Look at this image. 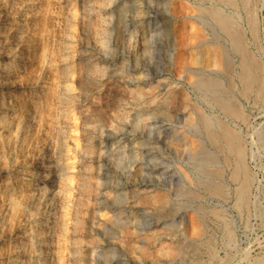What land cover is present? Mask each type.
Listing matches in <instances>:
<instances>
[{"label":"rangeland","instance_id":"1","mask_svg":"<svg viewBox=\"0 0 264 264\" xmlns=\"http://www.w3.org/2000/svg\"><path fill=\"white\" fill-rule=\"evenodd\" d=\"M203 1L209 5V1ZM235 1L237 6L214 2L227 13L235 15L247 38V46L264 63V0H250L248 4L249 9L258 5L257 45L253 44L247 25L248 5L244 6L243 0ZM141 2L142 9L153 5L158 12L156 24L159 29L154 37L157 46L148 50L145 44L150 35L146 36L145 25L132 20L138 12L135 9L137 0H0V33L3 31L0 34V61L9 63L16 53H21L20 57L16 55L17 61L25 58L21 71L10 63L12 69L8 71L11 80L0 86L10 101V113H18L24 106L34 110L36 104L32 100L40 103L35 92H41L44 86L48 91L53 89L56 81L60 82L58 71L61 69L68 78L61 80L60 86V89L63 87L65 103L56 105V100L50 98L44 106L50 114L49 118L54 112L60 113L59 144L56 145L55 140L49 137V121L44 126L34 120V127L29 130L31 136L26 139L23 130L16 135V128L2 127L8 137L3 141L6 144L0 145V264H16L17 259L28 261L27 264H264V100L256 99L258 97L254 94L242 96L238 92L241 84L235 72L222 74L223 53L231 56L235 65L239 58L232 51L228 37L216 28L220 33L218 36L208 27L211 22H207L201 9L196 7L199 2ZM173 45L174 58L170 62L168 55ZM3 49H12L11 54H3ZM61 49L63 51L60 52ZM106 52L109 55L107 60L96 62V57ZM64 56L68 59L63 60ZM47 61L53 62L47 64ZM123 62L141 67L136 75L128 77L130 84H126V79L118 70L108 71L106 75L97 74L94 70L98 67L106 71V66L114 63L121 67ZM47 65L50 68L47 80L50 78L43 81L40 78L46 76L43 71ZM209 73L224 83L223 94L240 99L242 109L249 116L245 123L236 121L242 127L241 135L248 150L246 163L253 178L249 203L240 210L235 206L234 194L221 201L208 195L202 184L205 174L193 162L194 155L204 146L215 151L223 163L225 185L235 187L229 178L232 167L225 165V159L232 160V156L211 145L201 125L203 111L206 114L218 111L210 102L209 95L210 100L196 86L199 76ZM138 77L142 79L138 80ZM140 87L144 92L142 96L138 95ZM58 106H61L60 110ZM22 110L26 112L27 108ZM230 120L229 123L234 126ZM120 129L130 134L127 147L114 145L105 154L98 145L100 134ZM254 129H257L256 133ZM9 141L10 144L15 141V158L8 153ZM91 143L97 145L96 155L102 157V168L90 154L83 152V145L91 146ZM49 145H56L58 150L60 169H63L61 177L66 180L60 177L59 181L66 185L65 193L56 194L54 188L50 189L49 203L38 208V202H32L34 198L31 195L36 183L43 182L36 181L34 173L40 169L41 152ZM142 147L145 149L142 150ZM91 165L95 180L99 182L98 190L102 192L106 189L109 191L105 192H111L112 185L125 181V177H121L122 172L129 174L130 184L125 188L127 197H132L131 192L136 188L134 182L140 179L143 167L147 165L148 171L155 168L153 170L159 181L152 188L156 192L146 196L143 203L132 200L135 203L127 205L126 212L120 209L116 212L121 216L128 213L129 220L134 222L133 212L137 213L139 209L144 216L140 222L153 224L143 235L147 237L145 241L138 240L132 222H129L131 233L123 239L120 224L117 226L118 223L106 221L114 212L101 206L99 201L104 199L101 197L97 203L84 208L82 217L90 219V222L83 229L86 233H76L81 239L80 245H74L75 248L68 245L74 243L76 237L69 241V231L65 232V228L71 226L69 211L76 179L84 170L87 173ZM102 171L110 177L103 178ZM103 182L106 185H100ZM188 193L197 197H190ZM152 194L156 196L152 197ZM8 197L18 198L21 206L14 208ZM96 206H100L99 211ZM214 209L220 211L222 219L214 216L211 211ZM93 222L97 225L106 222V226H101L102 233L95 234ZM227 223L231 226H226ZM30 228L37 229V233H32ZM157 234L165 238L158 244L152 243L156 242L154 235Z\"/></svg>","mask_w":264,"mask_h":264},{"label":"bare ground","instance_id":"2","mask_svg":"<svg viewBox=\"0 0 264 264\" xmlns=\"http://www.w3.org/2000/svg\"><path fill=\"white\" fill-rule=\"evenodd\" d=\"M195 1H196V3L199 2L196 4V7L201 9V12L204 15V17L206 19H208L207 22L210 21L212 23V24L210 23L209 24L210 26H208V27L214 32H217L216 28H218L222 35L225 34L228 37V40L230 41V44L232 46V51L234 52V54L236 53L238 55L239 61L237 62V65H235V62L230 58L231 56L229 57L226 52L223 53L224 55H223V67H222L223 72H222V74L227 73V72H235L238 76L239 83L241 84V86L238 89V92L242 96H247L248 94H250V95L254 94V96L258 97L256 99H259V98L262 99L263 98L262 99V101H263L264 100V63L258 59L259 57H257V55H256L257 53H255L253 50H251L249 48L250 46L249 47L247 46V38L245 37V34L242 31L243 28L240 26L239 20H237L234 17L235 15L232 16L231 14L227 13L222 6L215 5V2L216 3L218 2V4L224 2L225 4H232V5L234 4V6H237L236 1L235 0H207V1H209V5H207V4L205 5L203 0H195ZM2 2H4V1H2ZM137 2L138 3H137V6L135 5L136 6L135 9L137 8L138 12L135 16H133L132 20L134 19L136 23L140 22L143 25H145L146 36L149 37V35H150V38H148V40H147V44H145L146 50H148L151 46H154V45L157 46L156 45L157 42H156L154 37L157 35L156 32L159 29L157 24H156L158 12L155 9V6H153V5H148L146 7V10H145V9H142V8H144L143 2H141V0H137ZM242 2L244 4V6L250 4V0H243ZM252 5H255V3L253 4V2H252ZM246 8L249 9V5ZM257 11H258V5L257 6L255 5L253 7V9L251 7L248 11H246V12H248L247 17H246L247 25H249L248 26L250 29L249 32L252 33V34L250 33V35H252V42L255 45H257V41H258V37H259L258 36V33H259L258 30L259 29H257V28H259L258 27ZM0 12H1V8H0ZM195 18H197V17L195 16ZM201 19L202 18H200V20ZM203 21L205 22V20H203ZM2 33H3V31H2ZM2 33H0V34H2ZM213 33H212V35H213ZM220 33L217 32L218 36ZM26 41L28 42V40H26ZM27 42H26V44H27ZM217 43H219V42H217ZM221 45H222V43H221ZM223 45H222V47L224 49ZM171 47H172L171 51L169 52V55H168L170 62H172V60L174 58V49H175L174 45ZM11 51H12V49H3L2 52H3V54H6V52H7L6 55H8ZM21 51H23V50H21ZM61 51H63V50L61 49L60 52ZM148 52H150V51H148ZM19 54H21V53H19ZM19 54L16 53L15 58L13 57L14 59H10L11 61L9 63H3L2 61H0V86L5 84L7 81L11 80V74L8 71L11 68L10 63H12V65H14L15 68H18V71H21L23 69V67H24L23 61L25 60V58H23V60H21L22 63H21V61H17L16 59H18L17 57L19 56ZM16 55H17V57H16ZM81 55H83V54H81ZM107 55H108V52H106V54H104L102 56L96 57V59H95L96 62H102L105 59L107 60V58L109 56V55L108 56ZM84 56H86V55H84ZM6 57H8V56H6ZM62 58H63V60H67L68 56H64ZM81 58H82V56H81ZM47 62H48L47 64H49V63L51 64L53 61H47ZM25 63L26 62H24V65H25ZM129 65H131V64L128 62H126V63L123 62V63H121V67H120V65L114 63V64H111L110 66H106V68L108 67L106 69V71H102L103 69L101 70L98 67H96V69H94V70L97 72V74L102 73L104 75H106L108 71H112L114 69L118 70L123 75V77L126 79V84H130L128 82V79H129L128 77L136 75L137 72H139L141 70V67H139L137 65L132 66L133 64L131 65L132 67ZM98 66H100V65H98ZM63 68H66V67H63ZM67 68L69 69L70 67H67ZM236 68H238V69H236ZM49 69L50 68H48V65H47V67H45L44 71H43L46 76L44 75L45 77L44 78L42 77L40 79H42L43 81L47 80V77L49 75L48 74ZM61 70L58 71V72H60V74L58 73L59 74L58 77L60 78V82L58 83V81H56V84H55L56 89L53 86L54 88L50 89V91H48L44 86L41 88L42 89L41 92L40 91L35 92V94H37L36 98L40 99V103L38 102L39 103L38 104L34 101V99L32 100V102L36 104V106H35L36 108L34 110H31L29 106H24V107H22V109L27 108L26 112H23V110L20 108L19 112L18 113L15 112L13 115L12 113H10L11 105H10V101H8L6 98V92L3 90L4 88H0V145H2L3 141L6 139V137H8V134L4 133L2 127L16 128V130H15L16 135H18L19 132H21V130H23L24 133L26 134L24 139H26L29 135L30 128L34 127V122H33L34 120L39 121V123L44 124V126L49 121V123L51 124V126H50V124L47 123L49 125V130H50L49 133L51 135V136L49 135V137H51V139L53 141L55 140L54 143L56 145L59 144V142H60L59 141V139H60L59 138L60 137V132H59V130H60V127H59V125H60V113H59V111L54 112V114L51 116V118H49L50 114L48 113V111L46 109H44L45 108L44 106L46 104H48L50 98L56 100V105H60V104L65 103V100H64L65 94L62 93L63 87H62V89H60V86L62 83L61 80L68 79V78H66L67 74L64 73L63 69H61ZM65 71H66V69H65ZM80 71H81V69H80ZM75 73L79 74L78 71L77 72L75 71ZM213 75L210 73L207 75H200L198 81L196 82V86L200 90H203L202 92H204L207 99H209V97H210V99H211V100L209 99L210 102L212 103L214 108L218 109V111L214 112L213 114H206L204 111H203L204 113L199 112V113H201V116H200L201 118L200 117L199 118L202 122L201 125H203V129L205 130V133H206L207 138L209 139L211 145H213V146L215 145V147H217V150L219 149L220 152L224 151L225 153H228L232 156V160L231 159L229 160L228 157L226 159L223 158V160L225 159V165H227L228 167L229 166L232 167V171H231V174L229 175V178L235 184V187L229 188L228 186L225 185L224 180H223L224 172H225L223 169V163L221 162V160L218 157V154H216L215 151H211L208 147L203 145L204 148L200 149L199 153L197 152V155H194V158H193L194 161L193 162H195V164H194L195 167L197 169L202 168L201 171L205 174V180L202 181L203 182L202 184L204 185V189L208 193V195H210L212 198L217 197L221 201L223 199L226 200L225 199L226 197H228L231 194H234L235 195V206L240 210V209H242V207H244L245 204H247V202L249 203L248 199L250 196V188L252 185L253 178L249 172V169H248V166L246 163L248 150L246 147V143H244V138L241 135V130H242L241 128L242 127L240 128V126L236 123V121L238 120V121H242L245 123L249 120L248 119L249 116L247 114H245L244 110L242 109L241 103L239 102L240 99L238 100V98L235 95H229L227 93L223 94V92H224L223 84L224 83L222 81H220L219 78H218L219 79L218 80L217 78H215V76L213 77ZM67 77H69V76H67ZM49 78H48V80H49ZM137 79L140 80L142 78L138 77ZM226 85H228V83ZM229 85H232V84H229ZM226 89H227V86H226ZM142 94H144L143 88L140 87L138 89V95L142 96ZM207 95H209V97H207ZM10 97L12 98L13 96H10ZM39 99H38V101H39ZM258 101H260V100H258ZM28 103H26V104H28ZM197 107H195V109L199 111V108H197ZM60 108H61V106L57 107L58 110H60ZM230 119L233 121L234 126H232L229 123L228 120H230ZM46 127H48V126H46ZM102 130H104V129H102ZM197 130H199V129H197ZM106 131H107L106 133L104 131H102V133L99 136L100 142L98 141L99 142L98 145H100L101 150H103V152L105 154L107 152H110L111 151L110 147L111 146L113 147L114 145H117L118 147H122V148L127 147L126 144H127L128 136H130L129 133H127L126 131L121 130V129H120V131L117 130L118 132H116V131L109 132L110 130H106ZM256 132H257V129H254V133H256ZM33 133H31V134H33ZM29 136H31V135H29ZM4 143L6 144V142H4ZM14 145H15V141H12L11 144L9 141L8 147L6 146L7 149L10 148L8 153H9L11 158L16 157V148ZM56 145H51V147L49 145L47 148H45L44 151L42 150L43 152H41L40 158H39V159H41L39 161L41 163V165L39 166L40 169H39V171L34 173L35 174L34 177L35 178L37 177L36 179H38L36 181H42L43 182V183H40V182L36 183V186H35L36 188L32 192L33 195H31L34 198L32 202H34V203L38 202V205H37L38 208H40L41 206L44 207V204L49 203L48 201H50V199L48 198V191L50 189L54 188L53 191H55L56 194L60 193V192L65 193L64 188L66 185H64V183H63V181L65 179H63L64 177L63 178L61 177L63 169H60L61 161H59L60 158L58 157V150L55 147ZM95 146H97V145L92 144L90 146V145L84 144L83 145V149H84L83 152L86 153L87 155L90 154L92 159L97 160V162H98L97 164H99L98 167L102 168V164H100L102 157H101V155H96L97 152L95 150L96 149ZM141 146H143V144H141ZM1 148H3V147H1ZM100 148L98 147V149H100ZM4 149H5V147H4ZM141 149L144 150L145 147H142ZM101 150H100V152H102ZM0 153H1V151H0ZM4 154H6V153L4 152ZM100 154H102V153H100ZM193 159H191V160H193ZM13 162H15V160ZM227 166H225V167H227ZM93 169H94L93 165L88 167L87 173L84 172L85 170L83 169L84 170L83 172L86 174H84L81 171L82 173L80 174V177H78L76 179V187L74 189V197L72 199V205H71V209L69 211V213L71 215V223H70L71 226L68 228H65L66 230L64 229L65 232L67 230L69 231V233L67 232V234L68 235L70 234V237H71V238L69 237L70 239L67 237L69 239V241L71 239L72 240L74 239V236H76V233L84 231L83 230L84 227H86L87 223L90 222V219L85 220V217H82V215H84L83 213H85L84 208L87 206H90L91 203L92 204L97 203L99 201L98 199L101 197L104 198L102 201H99L101 206L106 208V209L108 208L114 212V214L111 217H109L106 221L108 222V220H109V222H112L113 224L118 223L117 226L120 224L119 226H120V230L122 232V234L121 233L120 234L122 235L123 239L125 237H128V235L131 233L130 232L131 230L129 228V224H130L129 222H132L133 223L132 228L134 229V231H136L135 232L137 234L136 237H139L138 240H140L141 242L145 241V239L147 237H144L143 235L146 234L147 230L151 227V225H153V224H151L152 222L151 223H145V221H144V223L140 222V219H142L141 217H144V216L142 213H139V211H140L139 209H138L137 213L132 211L133 217H134V219H133L134 222L129 220V214L128 213H125V215L121 216V213L118 214L116 212L119 209L122 212H126L127 209L125 207L127 205H130V203H133L134 201L132 202V200H136L137 202L141 203L145 199L146 196H148L149 194H151L155 191V189H153L152 187H154L155 182L159 181V177L156 175V173H154V170H153L155 168L148 171L147 165L145 167H143V169L145 171L143 170L142 173H140V176H139L140 179L139 180L137 179L134 182V184L136 185V188L133 189L131 192L132 197H127L128 191H126L127 189L125 190L126 186L130 184V182L128 181V177L130 176L129 174L127 175L126 173L122 172L121 177L122 178L125 177V181L121 180V181L116 182L114 185H112V188H110L111 192H105V191H109L106 188H105L106 190L105 191L103 190L104 192H102L101 190L100 191L98 190L100 186H99V182L96 181L97 178H95L96 177L94 175L95 171L93 172ZM102 172H103L102 173L103 178L107 179L110 177L107 172H105V173H104V171H102ZM50 174H52V176L50 177V180H48ZM60 177L63 179L62 182L59 181ZM100 182H102V180ZM106 183H108V182H106ZM106 183L103 182V184L101 183L100 185H106ZM6 186H8V185H6ZM58 188H59V190H57ZM7 189L9 190V187H7ZM181 191L183 192V190H181ZM181 191L179 193H181ZM188 194L190 197H193V198L197 197L195 194H192V193L191 194L188 193ZM9 196H11V195H9ZM151 196L154 197L156 195L152 194ZM189 196L187 198H189ZM229 197H231V196H229ZM229 197H228V199H229ZM9 199H11L9 201H10V204L14 205V208L19 207V205L21 204L20 200H18V198L16 199V197L14 199H13V197H11ZM30 199H32V198H30ZM22 202H24V201H22ZM161 204L162 203H160L159 205L163 206ZM24 205H25V203H24ZM94 206H95V204H94ZM99 207L96 206L97 209ZM215 209L211 210L213 212L214 216L216 215V217H219V218L221 217V219H222L223 216L221 215L220 211L215 210ZM98 211H99V209H98ZM127 212H129V211H127ZM104 224L99 223L97 225V224H94V222H93L92 225L94 227V231H96L95 234L102 233L101 232V226H103V225L106 226V222ZM227 225H230V223L229 224L227 223L226 226ZM90 229H92V227ZM37 231H38L37 229H34V228L31 229L32 233H37ZM226 231H227V229H226ZM229 231H230V229L228 230V232ZM229 233H231V232H229ZM58 234H59V232H58ZM67 234H66V236H67ZM37 235H39V234H37ZM92 236H94V235H92ZM155 236H156V240H154V241H156V242H152V243H156V244H158L157 243L158 241H161L162 239L165 238V236H161L159 234L154 235V237ZM76 237H75V240H73L74 243L70 242L68 244L70 247L72 246V248H75V247H73L74 245H76V247H77V244L81 241V239H79L78 237L76 238ZM233 237H234V235H233ZM123 239H122V241H123ZM230 239H232V238L230 237ZM94 241H96V240H94ZM90 242H91V240H90ZM129 242H130V240H129ZM128 243H127V245H130ZM78 245H80V244H78ZM95 247L97 248V246H95ZM130 249H131V247H130ZM75 250L76 249H74V251ZM175 250H176V248H175ZM93 252H95V251H93ZM98 253H100V252H98ZM94 255H96V253ZM94 255L92 254L93 257H94ZM27 263H28V261H27ZM27 263L24 262L23 259H19V260L17 259V261H16V264H27ZM95 263H97V262H95ZM97 264H99V263H97ZM116 264H119V262Z\"/></svg>","mask_w":264,"mask_h":264}]
</instances>
